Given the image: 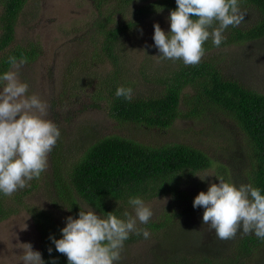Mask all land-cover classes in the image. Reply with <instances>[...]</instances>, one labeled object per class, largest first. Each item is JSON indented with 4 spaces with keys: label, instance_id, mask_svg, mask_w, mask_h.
<instances>
[{
    "label": "trees",
    "instance_id": "trees-1",
    "mask_svg": "<svg viewBox=\"0 0 264 264\" xmlns=\"http://www.w3.org/2000/svg\"><path fill=\"white\" fill-rule=\"evenodd\" d=\"M92 1L99 12L107 14V20L99 24L100 40L90 63L94 66L108 63L114 67V71L102 83L103 88L95 94L91 106L100 109L101 103H104L110 117L119 124L134 125L147 131L167 132L179 119L203 121L210 127L216 124L218 118L231 120L249 142L250 164L245 171L248 176L237 183L251 184L264 195V93L228 77L216 60L201 59L195 66L180 62L161 78L163 89L159 92L154 91L149 95L133 93L131 100L117 98V88H129L119 82L124 56L122 42L136 24L132 21L114 22L116 10L110 6L114 0ZM28 2L0 0V75L10 69L7 63L10 56L18 59L26 56L28 63H32L41 55L42 49L37 43L15 45L16 26ZM132 2L122 0L121 4L129 5ZM238 2L255 9L260 19L248 29L235 28L231 37L222 43L224 45L264 39V0ZM163 3L169 15L177 8L175 0H163ZM147 13L145 10L142 12ZM68 73L70 78L72 69ZM70 88H73V84ZM84 136L76 142L80 151H72L71 146L68 154L64 153L63 138L59 137L50 152L52 172L49 185L52 186L51 201L55 210L78 219L80 210L87 211L91 207L102 217L113 212L124 219L125 208L131 206L128 203L130 197L139 196L147 201L171 195L176 202L184 198L189 202V206L178 213L166 209L175 217L184 216L182 225L178 226L174 218L166 213L163 221H149L137 229L155 232L166 228L169 231L178 227L183 229L186 220L196 228L192 222L194 217L191 219L190 216L203 208H193L195 197L189 195L184 187L188 179L212 167L209 154L184 143L148 144L129 136L95 137L90 131ZM71 158L73 162L69 165ZM37 189V184H34L17 190L11 197L0 193V223L28 208L41 234V255L45 264H52V261L68 264L67 257L58 253L49 239L50 236L62 238L61 229L53 218L55 211L51 213L42 208L36 209L27 203ZM142 239V234L130 233L124 243H135ZM49 247L52 248L51 255L48 253ZM181 253L174 256L167 251L155 264H258L263 260L264 240L258 239L254 233L244 235L238 232L234 239L223 242L222 252Z\"/></svg>",
    "mask_w": 264,
    "mask_h": 264
},
{
    "label": "rangeland",
    "instance_id": "rangeland-1",
    "mask_svg": "<svg viewBox=\"0 0 264 264\" xmlns=\"http://www.w3.org/2000/svg\"><path fill=\"white\" fill-rule=\"evenodd\" d=\"M111 3L116 10L115 23L132 21L136 24L122 42L124 56L119 82L132 88L135 95L161 91V78L182 62L158 58L160 53L154 46V24L158 23L166 34L170 32L169 13L163 0H133L129 5L121 4L122 0ZM239 7L246 14L244 21L237 27L229 26L222 34L223 42L235 28L248 29L260 19L252 7L242 3ZM1 10L0 7V13ZM144 10L148 13L142 14ZM106 15L99 12L92 0H29L16 26L15 45L37 43L42 49L38 59L19 70V79L29 85L27 96L36 95L48 105L45 118L59 127L64 153L68 154L71 146L72 151H80L76 142L89 131L95 137L129 136L148 144L184 143L205 151L213 162L210 169L187 180L184 189L189 195L196 197L202 191L207 192L212 183L219 184V178L239 187L241 183L237 182L248 176L245 171L250 164L249 142L231 120L218 118L210 127L203 121L179 119L167 132L147 131L134 125L119 124L110 117L104 103L100 109L91 106L95 94L103 88L102 83L114 71L108 63L98 66L90 63L100 40L99 24L107 20ZM222 43L217 48L210 37L203 45L205 55L202 59L216 60L228 77L264 93V39L231 45ZM70 69L73 75L69 78ZM71 84L73 88H70ZM72 162L71 158L68 164ZM51 167L49 153L48 166L40 178L26 183L38 187L27 203L36 209L55 211L54 221L62 229L66 226V218L72 215L52 207ZM144 203L153 212L149 221L161 222L169 213L178 226L182 225L184 216L175 217L166 209L178 213L189 206L186 198L176 202L171 195ZM125 210L135 215L132 206ZM198 212L194 214L196 216H190L191 219L194 217L192 222L196 228L186 220L183 229L149 231L148 239L124 243L121 258L115 264H155L167 251L174 256L186 251L222 252L225 240L217 239L212 244L217 236L203 224L204 209ZM140 225L137 221V227ZM25 243H30L33 251L41 253V234L28 208L0 223V264H23L20 244ZM258 264H264V256Z\"/></svg>",
    "mask_w": 264,
    "mask_h": 264
},
{
    "label": "clouds",
    "instance_id": "clouds-1",
    "mask_svg": "<svg viewBox=\"0 0 264 264\" xmlns=\"http://www.w3.org/2000/svg\"><path fill=\"white\" fill-rule=\"evenodd\" d=\"M176 10L169 15L170 32L154 24V46L158 58L182 60L186 66L199 64L205 55L204 43L211 37L215 47L224 40L223 32L239 26L245 18L238 0H175ZM216 25V26H214ZM211 29V31H209ZM10 69L0 75V193L11 197L26 183L39 179L48 166V155L60 137L59 127L46 119L48 105L38 96H27L29 85L19 79V70L28 63L26 56H10ZM132 88L119 87L116 97L132 99ZM207 192H200L193 208H203V224L214 230L220 240L234 239L238 232L255 234L264 240V195L251 184L239 187L219 178ZM128 203L135 215L124 219L113 212L105 217L89 207L80 210L78 219L66 218L61 239L50 236L55 250L67 257L68 264H115L121 258L130 233L149 238L147 229H137V221L147 224L153 215L139 196ZM27 227V226H26ZM25 227V229H26ZM23 247V264H45L30 243ZM51 255L52 248H48ZM52 264H56L52 261Z\"/></svg>",
    "mask_w": 264,
    "mask_h": 264
}]
</instances>
